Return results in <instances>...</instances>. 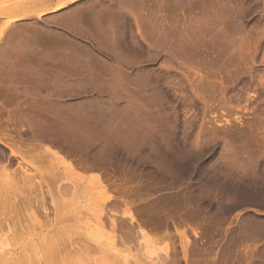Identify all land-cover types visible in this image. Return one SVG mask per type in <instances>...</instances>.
<instances>
[{
  "label": "rangeland",
  "instance_id": "374dc122",
  "mask_svg": "<svg viewBox=\"0 0 264 264\" xmlns=\"http://www.w3.org/2000/svg\"><path fill=\"white\" fill-rule=\"evenodd\" d=\"M12 150L19 205L72 218L0 260L264 264V0H0Z\"/></svg>",
  "mask_w": 264,
  "mask_h": 264
},
{
  "label": "bare ground",
  "instance_id": "6f19581e",
  "mask_svg": "<svg viewBox=\"0 0 264 264\" xmlns=\"http://www.w3.org/2000/svg\"><path fill=\"white\" fill-rule=\"evenodd\" d=\"M11 152H12L13 157L12 158L10 157L11 159L6 164L0 165V240L5 241L7 238L4 235L5 233H3V230L5 229V227L6 228L8 227V230L10 229L13 231V233H12L13 236L10 235L11 232H10L9 236L10 237L15 236L17 239H22V238H25V237L31 236V235L33 236L35 234L37 235L39 233H41L40 237H43V236L47 237L51 232L52 233L58 232L59 229H61L63 227L64 223L72 218L68 211L67 212L64 211L65 210L64 208L58 209V204H57L54 219L53 220L52 219L51 220L46 219L45 222L43 221V222L39 223L37 215L34 212L27 210V209H29V205L31 203L30 197L27 200H25V199L22 200L20 202L21 204L19 205L17 198L19 196L24 197L26 195V189L24 187H18L17 188V184H18L19 180L25 181V180L34 179L35 173L34 174H28L26 172L27 170L24 169L25 164H27V162H28V164H30V163L32 164L31 160L27 161V159L25 158L26 156L24 154H22L20 151H19L20 153L16 150H12ZM17 156H19L21 158V161L17 162V164L19 165V166H16L17 168L12 169L11 165L16 164V162H14V160L17 158ZM50 178H51V180L48 178L50 180V182H54L57 177L55 176V177H50ZM45 181L43 180V181L38 182L39 186H37V185H34V186L39 187L41 190L42 189L41 185ZM47 183H48V181H47ZM48 185H49V183H48ZM14 187H16V188L13 190H16V189H18V190L11 192L10 189H12ZM40 190L34 189L32 191L39 192ZM8 192H11L12 195L15 197V198H13V201L9 199V197H8L9 193ZM36 197H38V194H36ZM37 201L41 202L43 205V203L45 202V199H44V197H42L40 200L37 199ZM41 203H39V204H41ZM39 208H41V207H39ZM12 210L14 211V213L11 214ZM45 212H46V210H45ZM3 214H5V216L2 217ZM42 216L44 218H48V213H46V214L44 213ZM22 221H24V222H22ZM33 222H35V224H38V227H35ZM50 226H53V229L50 228ZM36 230H37V232H35ZM12 239L15 240L14 238H12ZM4 256L5 255L2 256L3 258H2V260H0V264H23V263L24 264H31V262L29 261L31 259V254H26V256L24 255L23 259L20 261H18L19 260L18 258H15V260H14V259H10V258H5ZM26 260H28L27 263H26Z\"/></svg>",
  "mask_w": 264,
  "mask_h": 264
}]
</instances>
